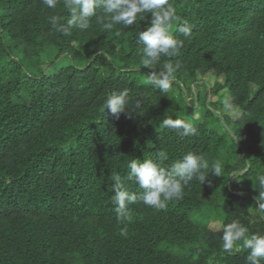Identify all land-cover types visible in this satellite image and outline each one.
I'll use <instances>...</instances> for the list:
<instances>
[{
	"label": "trees",
	"instance_id": "1",
	"mask_svg": "<svg viewBox=\"0 0 264 264\" xmlns=\"http://www.w3.org/2000/svg\"><path fill=\"white\" fill-rule=\"evenodd\" d=\"M169 2L192 36L174 27L183 47L152 69L180 65L165 94L145 83L151 70L138 51L150 14L112 31L93 18L65 36L49 23L52 15L66 23L63 0L55 9L0 0V264H248L242 241L229 255L221 236L234 220L264 235L255 200L264 190V0ZM206 74L213 85L200 79ZM124 89L133 113L105 111L107 96ZM227 103L238 118L224 112ZM165 113L195 134L162 127ZM160 151L165 166L188 152L210 166L219 160L222 176L194 179L161 210L129 205L121 236L111 173L139 194L128 163L155 161Z\"/></svg>",
	"mask_w": 264,
	"mask_h": 264
},
{
	"label": "clouds",
	"instance_id": "2",
	"mask_svg": "<svg viewBox=\"0 0 264 264\" xmlns=\"http://www.w3.org/2000/svg\"><path fill=\"white\" fill-rule=\"evenodd\" d=\"M50 9H55L60 0H42ZM63 7L68 10L69 18L66 23L63 16L52 15L49 23L53 29L65 36H70L73 29L80 31L91 27L92 19L101 26L102 31H112L116 25L129 27L135 24L137 17L144 19V14H150V22L144 30L137 33L138 51L141 53V61L148 72L145 83L158 88L162 93L170 91L171 82L180 65L166 62L159 71H152L153 67L160 63L162 57H174L183 47V40L173 35V28L183 34L185 38L192 36L191 27L187 21H183L177 14V9L169 0H63ZM119 35V31L116 32ZM128 89L114 92L107 96L103 103L104 110L113 115H119L128 108ZM230 106V105H229ZM141 107L140 101H135V108ZM132 112V111H131ZM133 113V112H132ZM164 128H172L182 136L194 135L195 129L188 122L173 119L164 115L161 122ZM168 155L165 151L157 154V160L133 159L128 163L127 180L134 181L143 191L139 194L129 192L124 179L118 172L111 173L114 195L111 197L116 205L117 221L125 226L121 228V236H126L127 223L132 220L129 205L136 204L139 200L143 205L164 209L167 203L173 199L183 198L184 188L194 179L205 182L209 173L216 177L222 176V164L219 160L211 166L203 155L193 152L186 153L182 159L167 166ZM205 174V170H209ZM260 189H264V174L257 176ZM256 208L264 213V190L258 192L255 197ZM222 251L229 255L242 241V248L247 250L246 260L248 264H261L264 260V235L259 233L248 234V228L238 221H232L223 227L221 236Z\"/></svg>",
	"mask_w": 264,
	"mask_h": 264
},
{
	"label": "rangeland",
	"instance_id": "3",
	"mask_svg": "<svg viewBox=\"0 0 264 264\" xmlns=\"http://www.w3.org/2000/svg\"><path fill=\"white\" fill-rule=\"evenodd\" d=\"M42 65L45 67V66L48 65V62H43ZM200 79L207 81L210 85H213L214 82H215V77L212 74L201 75L200 76ZM219 81H221V78H219ZM212 98L215 99L216 96H212ZM225 105H227V107H225L224 112L225 113H229L230 115L233 116V118H238L239 113L236 110V108H234L233 105H231L230 103H227ZM219 213L220 214H216V215L223 216V214L221 212H219ZM210 227L213 228V229H220L221 225H220V222L219 221H217V220L214 219V220L211 221Z\"/></svg>",
	"mask_w": 264,
	"mask_h": 264
}]
</instances>
